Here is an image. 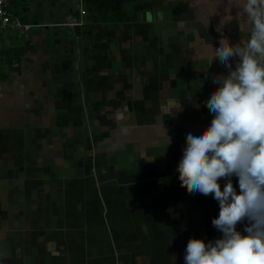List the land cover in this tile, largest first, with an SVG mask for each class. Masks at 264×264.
Instances as JSON below:
<instances>
[{
  "label": "crops",
  "instance_id": "1",
  "mask_svg": "<svg viewBox=\"0 0 264 264\" xmlns=\"http://www.w3.org/2000/svg\"><path fill=\"white\" fill-rule=\"evenodd\" d=\"M14 3L32 26L0 33V264H185L190 239L221 238L218 202L176 169L228 74L214 48L250 36L237 0Z\"/></svg>",
  "mask_w": 264,
  "mask_h": 264
},
{
  "label": "clouds",
  "instance_id": "2",
  "mask_svg": "<svg viewBox=\"0 0 264 264\" xmlns=\"http://www.w3.org/2000/svg\"><path fill=\"white\" fill-rule=\"evenodd\" d=\"M236 9L247 18L250 36L232 44L222 35L214 48L212 61L218 59L228 74L213 77L219 87L205 101L213 119L198 134L186 135L176 169L182 188L218 202L212 225L222 237L190 239L185 264H264V0H237ZM231 20L222 17L217 32ZM245 222L242 233L237 225Z\"/></svg>",
  "mask_w": 264,
  "mask_h": 264
},
{
  "label": "built area",
  "instance_id": "3",
  "mask_svg": "<svg viewBox=\"0 0 264 264\" xmlns=\"http://www.w3.org/2000/svg\"><path fill=\"white\" fill-rule=\"evenodd\" d=\"M11 1L12 0H0V33L8 30L9 28H16L26 32L32 25L23 24L16 17H14L9 9ZM81 13L85 14L86 12L85 10H82Z\"/></svg>",
  "mask_w": 264,
  "mask_h": 264
},
{
  "label": "rangeland",
  "instance_id": "4",
  "mask_svg": "<svg viewBox=\"0 0 264 264\" xmlns=\"http://www.w3.org/2000/svg\"><path fill=\"white\" fill-rule=\"evenodd\" d=\"M77 1H79V0H77ZM76 3V2H75ZM32 4V3H31ZM23 5H21V7H22ZM75 6V4H72V7H74ZM10 9V11H11V13L13 14V13H17V16L19 17L20 16V14H21V10H22V8H20V7H18V6H16L15 5V3L14 4H12L11 5V7L9 8ZM179 12V11H178ZM29 29H31V27L29 28ZM20 30V29H19ZM21 31V30H20ZM26 31V30H25ZM26 32H23V31H21L20 32V35H22V34H25ZM14 37H16V36H14ZM16 38H19L18 36L16 37ZM3 63V62H2ZM2 63H1V65H2ZM77 67L80 69V66L77 64ZM1 69H3V68H1ZM78 87H82V86H79L78 85ZM77 95H76V97L78 98V103L79 104H84L86 101H87V98H88V101H89V103H94V108H92L93 107V105H92V112H91V114L89 113V115H88V113H87V119H90V117L91 116H93V115H95V114H98L99 112H96V107H99L100 108V104H99V100H100V95L98 96V98L96 97V95L94 96V97H91V96H88V95H86L85 93H84V90L83 89H81L80 88V93H76ZM94 99V100H93ZM46 104H48L47 102H46ZM86 108H88V107H86ZM94 117V116H93Z\"/></svg>",
  "mask_w": 264,
  "mask_h": 264
},
{
  "label": "water",
  "instance_id": "5",
  "mask_svg": "<svg viewBox=\"0 0 264 264\" xmlns=\"http://www.w3.org/2000/svg\"><path fill=\"white\" fill-rule=\"evenodd\" d=\"M79 7H80V3L75 5L74 8H76L75 10H73L72 12H70L66 17H65V21L67 23H71V24H78L80 22V16H79Z\"/></svg>",
  "mask_w": 264,
  "mask_h": 264
}]
</instances>
